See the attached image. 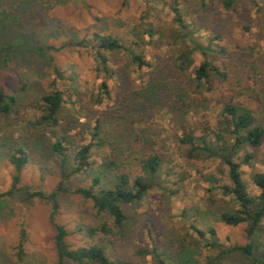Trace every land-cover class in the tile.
<instances>
[{"label": "rangeland", "instance_id": "rangeland-1", "mask_svg": "<svg viewBox=\"0 0 264 264\" xmlns=\"http://www.w3.org/2000/svg\"><path fill=\"white\" fill-rule=\"evenodd\" d=\"M258 2L264 4V0ZM171 3L180 9L186 25V31L182 30L186 32L185 43L190 47L192 42L197 43L204 50L194 51L193 67L206 58L227 75L222 79L212 74L210 90L196 91L192 70L183 75L169 65L178 52L171 36L179 29L172 20ZM149 28L152 35H148ZM95 33L116 36L124 46L141 53L152 67L129 64L121 50L112 55L109 69L99 73L92 40ZM2 47L9 49L11 58L6 67L0 64V87L16 97V113L11 121L13 138L28 136V161L20 172L19 186L47 194L63 182L69 191L57 195L54 220L66 229L65 241L71 248L99 239V235L91 238L87 231L110 222L107 214L95 211L89 199L71 190L89 185L97 174L101 184L108 185L110 174L102 167L106 157L130 160L133 174L139 173L135 164L145 150L141 149L140 154L134 149L137 143L129 129L133 126L157 132L152 136L155 144L146 150L164 159L161 183L149 190L139 206H123L127 214L136 217V224L125 240L105 239L108 254L131 264H154L150 255L136 254L154 241L158 250L171 253L178 264H249L238 251L214 258L215 251L192 246L196 238L206 240L207 235L199 237L190 224L202 230L213 227L224 246L246 243L245 224L231 226L220 221V213L232 211L234 204L216 190L206 191L210 187L206 176L224 167L210 157H188L186 145L178 141L182 128L174 121L175 114L159 106L189 102L192 108L185 117V126L195 135H206L208 140L218 131L223 102L230 96L247 105L256 123L264 126V12L249 0L239 1L230 10L221 0H205L203 4L196 0H0ZM258 56L259 72L253 74L249 66ZM50 61L62 77H57ZM101 80L107 84V95L99 91ZM52 84L66 98L65 110L55 126L58 131L68 134L73 144L86 141V132L96 121L104 132L106 141L95 152L93 167L80 175L65 177L72 167L75 146L62 159L52 150L48 136L34 140L37 128L29 121L40 115V98L52 89ZM144 92L153 95L152 102L145 100ZM125 103L152 114L125 124ZM3 127L0 123V193L10 188L14 173L9 161L14 139L1 131ZM249 150L253 157L242 163V178L247 190L257 194L251 176L264 170V141ZM50 213L51 204L43 199L23 202L0 198V264H54L55 228ZM255 234L254 253L264 257V218ZM209 257H213L210 262ZM65 264L74 263L67 260Z\"/></svg>", "mask_w": 264, "mask_h": 264}, {"label": "trees", "instance_id": "trees-1", "mask_svg": "<svg viewBox=\"0 0 264 264\" xmlns=\"http://www.w3.org/2000/svg\"><path fill=\"white\" fill-rule=\"evenodd\" d=\"M203 4L205 0H196ZM225 9H234L236 4L242 0H221ZM252 5L257 6L258 10L264 12V4H259L258 0H249ZM261 5V6H260ZM170 9L173 13V22L179 27L175 35L171 36L173 44L177 46L178 52L173 58L171 68L179 74H185L192 70L193 83L195 90H210L212 88L211 75L215 74L222 79H226V73L216 65L212 64L208 59L204 58L197 66H194V51L200 46L192 42L190 47L185 43L186 25L181 16L180 9L173 3L170 4ZM153 30L149 28L148 35H152ZM92 40L94 42V58L96 61V69L99 73L105 72L109 69V61L113 54L118 51H124L127 56L128 63L137 67L148 66L152 67L145 57L131 49L124 46L122 42L110 34H93ZM178 40L182 41L179 42ZM42 49V48H41ZM7 47L0 48V64L6 67L9 64L11 56L9 55ZM204 52L203 48H200ZM258 58L249 66L253 74L259 72ZM258 64V65H257ZM50 65L57 77H62V72L59 68L54 66L51 61ZM192 67V69H191ZM108 94L107 84L104 80L100 81L99 91ZM147 92V90H146ZM146 95V96H145ZM146 101L153 99V95H147L144 92L142 95ZM142 97V98H143ZM100 98H97L99 101ZM40 115L30 119L29 123L37 128V133L34 135V140H39L48 136L51 140V147L54 152L59 154L62 159H66L69 149L73 146L74 153L72 156V167L65 175L67 178L71 175H80L93 167V156L97 150L101 149L105 144V137L102 126L99 122L87 130L86 141L79 140L77 144H73L68 139V134H62L55 126L58 123L61 113L65 110L66 98L61 89H57L52 84V89L44 94L41 98ZM142 104V103H141ZM140 104V105H141ZM16 97L7 94L0 87V123L4 126L1 131L7 132L8 137L13 138V123L11 122L15 117ZM132 103L123 104V119L124 123H132L139 121L140 117L144 119L149 117L151 112H139L132 108ZM160 105V104H158ZM157 106V105H156ZM144 107V104H142ZM168 108L175 114L174 121L179 123L182 128L181 135L178 141L185 144L187 147L186 155L188 157H210L218 160L223 168H217V174L211 173L206 176L210 187L206 191H218L222 196L230 197L234 204L232 211H222L219 219L226 225L236 226L244 223V232L246 236V243L243 245L224 246L218 239L213 227H207L205 230L199 228L194 224H190V229L199 237H205L206 240L196 238L192 242V246L207 247L210 251H215L214 258L223 257L233 251H238L242 254L249 264H264V257L257 256L254 253L255 236L261 221L264 218V170L254 172L252 174V181L258 188L257 194H251L245 185L242 178V163H247L248 159L253 157L249 149L254 150L264 141V126L256 123V118L253 111L245 104L235 102L233 97H228L223 102L220 116L218 118V131L212 133V139L208 140L206 135H195L192 130L185 126L186 115L192 108V105L186 101L179 104H173L171 107L164 105L159 106ZM131 108V109H129ZM129 109V110H128ZM145 108H141L143 111ZM148 110V109H147ZM15 112V113H14ZM150 114V115H149ZM130 125V124H129ZM128 126V125H127ZM132 135L134 136V149L136 152L141 149L145 152L141 155L137 166L139 173L133 174V165L130 160H118L117 157H106L102 163L104 171L110 174L109 184H101V176L96 175L92 178L87 186H77L71 190L83 198L89 199L92 206L99 214H107L110 222L104 221L96 227L90 228L87 232L91 238L100 236L93 243L87 246H80L71 248L65 241L67 231L63 225L58 224L54 220L58 209L57 195L60 192L69 191L59 182L56 187L49 193H44L41 190H30L27 186H19L20 172L23 166L28 161V152L26 150L27 137H20L14 139L9 147V161L14 168L11 185L8 190L0 193L1 197L18 198L23 202H32L34 199H43L51 204L50 221L55 228L54 247L56 258L54 264H65L67 260L74 264H131L120 258H112L108 254V245L104 242L105 239L111 242V238L116 240H125L131 236L134 225L136 224V217L129 215L123 210L124 205L130 207L139 206L144 200L149 190L154 185H160V173L164 159L158 153L147 152L146 148L155 144L153 135L156 131L139 130L129 126ZM139 131V132H137ZM141 133V135L139 134ZM146 133V134H145ZM5 135V134H4ZM72 140V139H71ZM73 141V140H72ZM124 161V162H123ZM264 166V164H263ZM135 168V169H137ZM226 178V180H224ZM255 235V236H254ZM109 242V243H110ZM21 246V245H20ZM140 257L150 255L154 264H178V261L164 250H158V246L154 241H151L150 247L139 248L136 252ZM213 260L209 257L208 262Z\"/></svg>", "mask_w": 264, "mask_h": 264}]
</instances>
